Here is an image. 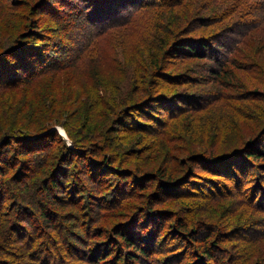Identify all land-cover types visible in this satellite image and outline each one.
Here are the masks:
<instances>
[{"label":"trees","instance_id":"trees-1","mask_svg":"<svg viewBox=\"0 0 264 264\" xmlns=\"http://www.w3.org/2000/svg\"><path fill=\"white\" fill-rule=\"evenodd\" d=\"M59 1L55 10L49 0H0V14L5 13L0 26L5 41L12 38L6 46L0 41V89L53 80L74 69L88 50L85 44L71 51L75 29L111 20L114 25L127 9L134 16L117 21V32L126 31L138 14L155 9L156 16L138 38L137 44L148 49L129 91L115 103L107 99L110 104L95 96L103 105L102 120L88 128L83 123L82 138L58 117L50 127L40 124L33 135L17 126L0 138V264H169L189 254L182 264H242L247 256L240 245L243 233L256 224L264 227L257 219L249 222L250 215L264 217V36L247 42L254 29L247 32L240 41L249 49L245 52L238 41L230 44L232 26L220 24L226 15L207 12L212 4L220 9L219 0L198 7L195 15L179 13L183 0ZM243 6L237 1L228 7L235 13ZM39 20L44 24L37 25ZM201 27L210 30L199 35ZM180 60L192 61L197 69L168 72ZM198 60H206L200 68ZM103 68L90 58L87 78L97 88L115 90L124 80L98 76ZM202 68L220 93L198 105L178 87L199 83ZM107 112L116 115L108 127ZM54 124L65 130L71 145ZM126 129L139 135L140 143L149 139L157 156L165 154L182 170L168 169V161L148 172L132 162L123 166L125 150L115 140ZM229 132L237 139L213 147L214 139ZM135 194L140 204H124ZM167 197L176 204L162 209ZM214 202L229 204L207 210L216 213V222L194 218L202 212L200 205ZM243 203L248 209L241 211ZM252 264H264V258L258 255Z\"/></svg>","mask_w":264,"mask_h":264},{"label":"rangeland","instance_id":"rangeland-1","mask_svg":"<svg viewBox=\"0 0 264 264\" xmlns=\"http://www.w3.org/2000/svg\"><path fill=\"white\" fill-rule=\"evenodd\" d=\"M35 1L36 3L38 2V0ZM49 1L51 6H54L52 8H54L55 10H59V8L57 7H60V3L62 1ZM211 1L212 0H183V5L185 6L180 8L179 13L185 14L188 12L189 15H195L194 10L204 5L207 6ZM219 1L221 2L216 3L221 4L220 9L218 7L216 8L215 4H212L209 11L207 12H211L214 10L215 14L221 13L223 16L226 15L224 21H222L220 24L222 26H232V30L228 34L229 43L234 44L236 43L235 41H238L239 43L237 44L239 48H241V51H249L247 45L241 44L240 41L243 40L244 35L251 29L254 30L250 31V34L252 35L249 37V39L248 37L246 38L248 39L247 42L259 36H264V0ZM237 1H240L242 4H244V6L241 9H238L237 12L230 13L228 6ZM226 8L228 9L227 13L226 10H224ZM54 9L50 11L53 12L55 11ZM154 10L155 9H151L146 13H141L138 15L136 13L137 16L134 19L135 21L133 20V24H131L128 29H126V31L119 30L117 32L115 31L114 26H116L117 21L133 17L134 12L131 13L132 9L125 10L118 17V19H116L114 25L112 24L114 21L111 20L110 24L103 22L101 26L97 25L96 27H92L91 29L85 28L83 29V31H81V29L73 30V32L71 33V38L74 45L72 47L73 50L71 51H80V49L78 48H82L85 44L86 48L88 47V50L86 49V53H84L83 55V60L78 61L77 66L74 69H68L67 73L59 74L53 80H51L49 76L41 80L40 82L30 86L10 90H8L9 88L0 89V138L2 139V137H4V134L8 132V128L17 126H22V128L24 129L21 130L22 132H25L26 134L30 133L33 135L36 133V130L38 129L37 127H39L40 124H42L44 128L50 127L49 122L51 121L53 123L57 117L58 122H65V124L67 125L73 124V126H75V137L77 139H80L85 135V133H83L84 131L78 132V129L83 126V123H85L86 128L89 127L86 124H90V127H92V124H99V122H101L102 120L99 114L103 110V105L96 102L95 96H97L98 100L100 98V100L110 104L111 102L109 100H114L113 103H115L118 98L120 99L122 95H125L129 91L128 85L130 79L132 78V76H138L133 71L138 69L137 65L141 60H143V54L148 49L142 43L137 44V41L138 38L141 37L145 32L147 24L146 22H148L152 17L155 19L156 11ZM167 10L168 9H163L164 12H166ZM49 13L51 14V12ZM2 14H0V17L2 16ZM4 15L5 13L3 14V17ZM127 15H130V17H127ZM50 21L51 19L48 18L47 22L50 23ZM39 22L37 25L44 24L43 20H39ZM194 26L196 27L197 24H194ZM2 27L0 26V28ZM213 29L214 27L211 28V30ZM209 30V28L204 29L201 27L199 28L198 32L199 35H202L203 32H208ZM226 30H228L227 27L225 31ZM5 37V31L2 28V30H0V41L5 42L2 44V46H6L11 43L12 38L5 41ZM87 38L88 40L91 39L89 43H87ZM90 58L96 59L99 65L104 66V72L102 73V75L101 73H99L98 76H114L113 80H117L119 78L120 80L124 81L116 86L115 90L112 88V86L109 87L107 85H102V87L100 88L94 86L92 80L87 78ZM124 58L126 59L127 63H125ZM115 59L117 60V64L116 62H114ZM205 61L206 60L199 62L198 60L197 62L200 63L198 68H200L201 63ZM188 67H190L191 71L197 69L195 63H192V61L180 60L173 63V65L169 67L168 72L173 70L175 73H179L180 71L183 73L188 69ZM202 72H204L202 73V76H204V78L198 79L199 83L187 82L189 84H184L181 85V87H178L181 88V90H179L180 93H187L190 97L196 98L195 101L198 105H204L205 102L206 104L209 103L207 102L211 100L207 99L209 96H216L220 93L219 84L212 82L211 79L208 78V76L205 74V71H203V68ZM239 74L240 76H247V73H245L244 71H240ZM257 82L259 81L257 80ZM223 93H225L224 90ZM92 97L93 99H90ZM211 106L213 108V104H211ZM89 109L93 110L90 114H87L88 118H86L85 114ZM109 109L113 110V107L109 105L108 110ZM81 110L82 113H80ZM107 116L109 117V120L106 121L108 127L114 122L116 115L114 117L111 113H109L107 114ZM95 117L96 119H94ZM167 121L170 122V119L167 118ZM53 126V128L57 129L60 136L66 141V143L68 145H71L72 140L66 134L65 130L61 126L55 124ZM77 132L79 133V135L77 134ZM118 133L120 135L118 139L115 140V143L120 145V147L125 150L122 153L121 159L128 160V162H121L123 166L128 167V164L132 162V165L138 164L141 169L145 170V172H148L151 167L156 168L159 164H163L165 166V163L168 161V169L173 170L179 168V171L182 170V168L180 169V167L183 166L182 164L173 161L169 162L170 159L168 160V157L165 154H159V156H157L158 154L156 155V153L158 152V149H153V145H151V148L149 147V139L143 143H140L139 141H142L141 137L139 135H130V131L128 129L119 131ZM205 138H207V135L202 136L203 140ZM235 139H237V134L229 132L226 134V136L221 137V139L220 137L214 139L216 140V142L212 145L214 147L215 145H218L220 141L230 143ZM203 146L208 149V145L203 144ZM187 169L188 166H186L181 175L184 174ZM13 170H15V166H13ZM129 198L130 199L124 202V204H140V198H138L136 194L134 196H129ZM165 200V202L161 203L162 209H170L172 207L171 205L176 204L171 197H167ZM201 200H205L206 202L207 198H203ZM214 205L221 208H224L225 206L229 207L228 203L220 204L219 202H214L213 204L210 203V205L203 203L202 205H200V209L202 211L201 214H198L194 218H196V220L201 223L211 222L210 218H212L214 222H216V213L207 211L212 210L215 207ZM241 205V211H243V209L246 210V208L248 209V207H246L244 203ZM122 211L116 210L117 213H121ZM189 218L193 217L189 216ZM249 219V222L254 219H257V221L260 222H264V217L261 216V214L259 216H257L256 214L250 215ZM259 232L264 233V227L257 226L256 224L252 231L243 233L244 240L242 242L244 243H240V245H242L241 247L245 248L243 254L247 256L245 257L242 264H252L254 262V259L257 258L258 255L260 258H264V234H258ZM167 243L170 244L171 240L168 239ZM172 243L174 244L175 241H172ZM57 245L59 244L57 243L54 246L58 248ZM228 246L231 247V245ZM189 255H181V257H179L175 261L167 262H170L169 264H182V262L187 261ZM213 263L215 264L217 263V261H213Z\"/></svg>","mask_w":264,"mask_h":264}]
</instances>
